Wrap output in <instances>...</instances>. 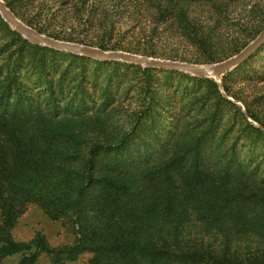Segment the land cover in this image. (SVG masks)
<instances>
[{
    "label": "rangeland",
    "instance_id": "rangeland-1",
    "mask_svg": "<svg viewBox=\"0 0 264 264\" xmlns=\"http://www.w3.org/2000/svg\"><path fill=\"white\" fill-rule=\"evenodd\" d=\"M3 1L20 21L58 40L193 64L234 56L264 28V0ZM13 31L19 33L0 22V50L5 55L17 46ZM30 53L25 55L27 62ZM50 61V71L57 68L56 79L65 81L61 107L70 103L67 112L78 113L74 109L88 104L76 125L89 118L99 121L72 131L77 140H84L81 152L93 142L115 145L123 134L129 137L126 149L132 154L120 167L122 181L130 188L99 186L85 201L87 223L71 212L51 215L35 202L9 213L0 208V236L26 242L41 235L58 249L78 239L88 241L82 233L90 227L102 250L117 247L106 240H136L127 242V255L102 250L95 255L87 249L74 258L41 253L35 264H146L142 249L150 241L154 251L167 242L188 255L208 256L212 264H264V137L248 127L252 123L239 105L221 98L213 75L158 70L143 74L142 65L106 64L92 66L95 74L77 70L73 83L78 59L69 66L72 60L61 56ZM221 82L225 93L264 127V45L224 74ZM80 90L84 97L74 93ZM146 95L152 98L149 110ZM81 99L86 104L76 106ZM138 114L143 118L137 134H132L125 116ZM219 154L226 168L236 173L225 179L220 196L209 178ZM109 158L103 164L105 155L97 156L94 174L109 170ZM226 196L234 198L230 204L222 202ZM22 257L6 256L0 264H18Z\"/></svg>",
    "mask_w": 264,
    "mask_h": 264
},
{
    "label": "trees",
    "instance_id": "trees-1",
    "mask_svg": "<svg viewBox=\"0 0 264 264\" xmlns=\"http://www.w3.org/2000/svg\"><path fill=\"white\" fill-rule=\"evenodd\" d=\"M6 5L13 11L8 2ZM0 22L6 25L1 17ZM13 35L18 41L15 49L8 51L10 53L7 55H5L4 49L0 50V208L9 213L19 211L27 202H35L51 215L71 212L80 221L87 223L86 216L83 215L85 201L87 202L90 194L99 186L107 185L123 190L130 188L129 183L122 181L120 167V165H127L126 162H129L128 159L132 154L126 149L129 137L126 133L123 134L115 145L93 142L85 151L81 152L84 140H77L76 134L72 131L84 130V124L93 127L99 124V121L89 118V121H85V123L82 121L76 125L75 119L79 116L78 114L88 108V104L82 99L75 105L81 107L82 102H85L86 107L83 110L74 109L78 113L67 112L70 103L61 107L59 103L65 100L63 98L66 94L64 91L65 81L56 79L57 68L50 71V60L55 56H61L66 60L71 59L73 63L69 61L66 65L69 66V64L74 65L75 60L78 59L73 83L78 79L77 70L83 72L91 70V73H97L94 68L92 71V66L124 64L132 68L141 67L138 64L122 61H99L83 55L33 44L16 31H13ZM28 51L31 53L27 62L25 55ZM153 70L178 72L151 67L141 68L143 74ZM74 93H79V96L84 97L85 91L80 90ZM221 98L231 102L225 97ZM145 100L146 109L149 110L152 98L146 95ZM99 108L104 109L106 106ZM125 118L126 122H130L131 133L137 134L143 117L138 114L136 116L126 115ZM247 124L258 136L264 137V132L261 129L250 123ZM199 148L198 146L196 153L200 152ZM99 154L105 155L103 164L106 163L107 157H110V168L103 175L94 174ZM172 163L173 159L169 163H165L166 168ZM216 166V169L209 172V178H211V184H214L216 194L220 196L221 193L218 190L225 189L227 183L225 179L236 176V173H232L226 168L224 157L220 154L217 156ZM233 199L231 196H226L222 198V202L230 204ZM82 234L89 240L78 239L73 245L58 249L50 247L41 235L26 242L14 241L8 235H1L0 259L21 253L23 257L18 264H35L41 253H53L56 256L66 254L74 258L83 249L99 255L102 243L93 238L95 237L93 229L86 227ZM127 242L134 243L136 240L133 238L121 241L118 239L106 240L105 244L112 243L111 246H114L117 243V247L114 250L104 248L102 252L113 251L114 255H127L131 250ZM153 247L154 243L150 241L145 250L142 249V255L146 257V264H187L186 257L191 258L193 264H212V260L208 256L197 258L195 253L188 255L187 252L177 247L172 249L167 242H164L162 248L156 249V251ZM156 252H160V255L156 256ZM216 263L228 264L222 261ZM232 264L242 263L235 260Z\"/></svg>",
    "mask_w": 264,
    "mask_h": 264
},
{
    "label": "water",
    "instance_id": "water-1",
    "mask_svg": "<svg viewBox=\"0 0 264 264\" xmlns=\"http://www.w3.org/2000/svg\"><path fill=\"white\" fill-rule=\"evenodd\" d=\"M0 14L10 26L15 28L19 33L25 36L33 44H43L57 50L83 55L88 58L96 59L99 61H123L142 65L144 67L172 71H184L195 75H213L217 80L219 91L221 92L223 97L239 105L241 107L243 115L248 119V121H250L255 127L264 131V127L249 116L245 106L240 101L235 100L233 97L225 93L221 82V77L224 74L228 73L234 67L242 64L247 59H249L256 52V50L264 43V28L249 44H247L234 56H231L217 63L193 64L187 62L153 58L145 55H139L124 51L103 50L90 45L62 41L49 37L47 35L39 33L35 29L20 21V19L16 17V15L10 10V8L7 7L6 3L3 0H0Z\"/></svg>",
    "mask_w": 264,
    "mask_h": 264
}]
</instances>
